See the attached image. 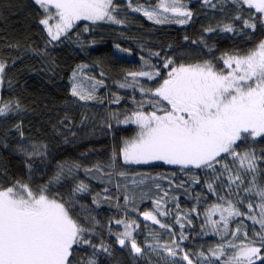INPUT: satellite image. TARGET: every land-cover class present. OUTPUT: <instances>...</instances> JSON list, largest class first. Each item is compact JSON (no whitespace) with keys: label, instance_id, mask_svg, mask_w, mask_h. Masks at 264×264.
Returning <instances> with one entry per match:
<instances>
[{"label":"snow or ice","instance_id":"obj_1","mask_svg":"<svg viewBox=\"0 0 264 264\" xmlns=\"http://www.w3.org/2000/svg\"><path fill=\"white\" fill-rule=\"evenodd\" d=\"M33 3L39 10L38 23L46 34L43 51L33 50L41 56L51 55L49 46L65 42L83 48L80 27L87 33L90 25H124L127 19L126 14L121 18L124 5L116 0ZM200 3L226 17L205 27V34L247 37L258 27L264 28V0ZM126 7L154 24L183 26L193 20V11L185 0H126ZM191 43L207 49L209 58L178 63L172 53L149 49L148 56L140 57L139 70L126 72L116 82L117 88L132 91V108L122 115L113 111L105 121L109 129L106 134L111 133L113 121L135 125L137 132L122 140L106 163L85 167L79 162H63L47 182L39 185L30 179H18L10 185L0 183V264H99L101 256L113 255V243L128 249L134 259L154 253L159 257L155 264H160V260L164 264H264V149L258 150L264 144V40L247 53L227 51L219 57L204 35ZM8 67L7 62L0 61V84ZM89 67L81 64L73 69L70 95L78 101L103 104L105 98L98 93L106 87L107 74L100 71L98 78L85 71ZM108 98L116 105L123 99L117 92ZM0 103V117L25 110L18 101ZM15 131L23 141L16 151L26 157L31 177L33 165L27 161L44 156L42 149L46 146L25 140L20 124L15 125ZM158 164L170 166L171 175L153 176L130 167ZM176 170L189 179L179 178L176 182ZM79 171L89 181L96 179L103 184L102 190L93 193L89 183L78 178ZM68 179L74 186L67 196L53 190ZM163 180H167L168 188L162 186ZM196 185L216 197V202L204 209L198 233L201 237L219 238L207 251L203 247L189 248L185 243L190 236L186 229L193 227L200 210L196 206L182 210L179 196L171 191L178 188L192 195L189 190ZM153 188L158 191L153 192ZM82 194L91 195L92 204L97 207L103 201L116 209L104 226L111 240L103 238L98 231L99 221L84 211L85 206L78 199ZM196 200L198 204L204 202L199 195ZM144 201L151 202V209H140ZM138 217L158 225L169 239L162 241V234L153 229L139 243ZM168 217L173 223L168 222ZM246 220L251 225L245 224ZM144 226L147 228L148 224ZM86 249L91 251L78 259L81 250Z\"/></svg>","mask_w":264,"mask_h":264},{"label":"trees","instance_id":"obj_2","mask_svg":"<svg viewBox=\"0 0 264 264\" xmlns=\"http://www.w3.org/2000/svg\"><path fill=\"white\" fill-rule=\"evenodd\" d=\"M116 2L124 5L120 13L121 18H124L125 14L127 16L124 25L110 23L90 25L87 33L80 27L83 48L77 47L75 43L65 42L55 47L49 46L48 52L51 55L41 56L33 50L43 51L46 34L38 23L39 10L33 0H0V61H5L9 65L3 78L0 102L18 101L25 109L7 117H0V169L3 170L0 173V183L10 185L18 179L25 181L30 179L31 183L39 185L47 182L56 172L57 165L63 162H79L85 167H91L97 162L106 163L113 149L118 147L122 140L131 138L135 134L137 130L135 125L123 126L114 121L111 133L106 134L109 133V129L105 126V121L113 111L121 115L130 111L133 93L130 89L123 90L116 86V82L120 81L125 73L113 74L96 58V54L104 48H111L118 58L140 67V57L148 56L149 49L153 52L160 51L162 54L172 53L178 63H192L209 58L207 49L191 43L201 35H204L208 45L214 48L216 57L227 51L247 53L259 41L264 40V28L260 27L247 37L230 33L205 34L203 32L205 27L210 24L214 26L226 17L218 11L202 7L200 1L185 0L193 11V20L183 26L154 24L140 13L131 12L126 7V0H116ZM139 2L154 3L155 0H139ZM185 36H188L189 40L185 41ZM81 64L89 65L90 67L85 71L98 78L100 71L107 74L106 87L100 89L98 93L105 98L103 104L78 101L70 95L69 81L72 71ZM97 65L99 67H96ZM112 92H117L123 97L119 105L110 103L108 97ZM135 95L139 99V93ZM0 106L3 104L0 103ZM65 117L68 119L66 120ZM16 124L21 125L25 140L46 146L42 149L45 151L44 156H36L31 161H27L33 165L31 177L28 175L26 157L16 151L18 143H23L19 133L15 131ZM4 144L8 146L4 147ZM259 149H264V144L259 145ZM130 167L153 176H170L173 171L171 167L160 164ZM176 171L178 172L176 182H179V178L189 179ZM77 176L89 183L93 193L101 191L104 187L96 179L89 181L83 171H79ZM161 184L166 188L169 187L167 180L161 181ZM73 186L72 180L68 179L62 181L61 185H56L53 190L58 189L61 195L67 196ZM112 190L115 192L114 188ZM156 191L158 190L153 188V192ZM171 191L179 196L182 210L186 211L193 206L200 210L199 218H194L193 227L186 229L190 236L185 243L189 248L203 247L205 251L214 247L218 237L214 235L201 237L198 233L203 221V211L216 202V197L208 193L202 185L193 186L189 190L192 195L178 188H172ZM196 195H199L204 202L198 204ZM78 199L80 204L85 206L84 211L87 215L94 216L99 221L98 231L103 238L111 240L112 237L108 236L104 226L108 224L109 218L116 214V209L109 207L110 202L102 201L99 207L93 205L92 196L88 194L79 195ZM233 199L235 200L236 197ZM151 207L150 201L140 204L142 211ZM79 210L78 205L77 211ZM132 215L136 214L132 213ZM213 218L218 219V217ZM167 219L169 223H173L171 217ZM138 221L141 224L139 243H143L153 229L162 234V241L169 239L168 234L158 225L144 222L142 217H138ZM146 223L147 228L144 226ZM245 224L251 225V221L246 220ZM112 247L113 255L101 256L99 264H149V260L155 264L159 259L154 253L134 259L128 249H121L115 243ZM90 251V249L81 250L78 259ZM160 264H164V261L160 260Z\"/></svg>","mask_w":264,"mask_h":264},{"label":"rangeland","instance_id":"obj_3","mask_svg":"<svg viewBox=\"0 0 264 264\" xmlns=\"http://www.w3.org/2000/svg\"><path fill=\"white\" fill-rule=\"evenodd\" d=\"M191 1H200V0H191ZM96 58L103 65H105L107 68H109L110 71L113 72V74H121V73H126L128 71H137V70H139V67L135 63L127 62L125 60H122V59L118 58L113 53V50L111 48H109V47L104 48L103 50L98 52L96 54ZM2 84H0V95H1ZM123 126H125V125H123ZM126 126H128V125H126ZM136 132H137V130H136ZM136 132H135V134H136ZM168 167H170V166H168Z\"/></svg>","mask_w":264,"mask_h":264}]
</instances>
